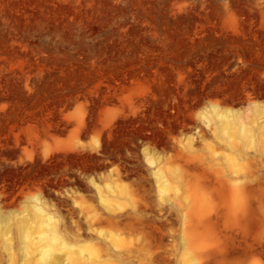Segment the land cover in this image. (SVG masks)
Masks as SVG:
<instances>
[{
    "label": "rangeland",
    "instance_id": "374dc122",
    "mask_svg": "<svg viewBox=\"0 0 264 264\" xmlns=\"http://www.w3.org/2000/svg\"><path fill=\"white\" fill-rule=\"evenodd\" d=\"M48 245L264 264V0H0V264Z\"/></svg>",
    "mask_w": 264,
    "mask_h": 264
},
{
    "label": "bare ground",
    "instance_id": "6f19581e",
    "mask_svg": "<svg viewBox=\"0 0 264 264\" xmlns=\"http://www.w3.org/2000/svg\"><path fill=\"white\" fill-rule=\"evenodd\" d=\"M227 113L228 112H225V113H223V115H222V117H223V119L227 122ZM228 160H230V161H233L231 158H228ZM40 212H41V208L40 207H36L35 208V211H34V213H35V216L36 217H40V224L42 223V221L44 222H46V224L48 225V226H50L51 225V219L48 217V216H44V217H42L41 215H40ZM42 219V220H41ZM43 225H40V227H42ZM27 232H28V227H27V229H26V234H27ZM45 238H46V241H47V243L48 244H51L52 243V240L53 239H55L56 237H55V235L53 234V235H50V236H48V235H46L45 236ZM61 244H62V242H61ZM51 250H52V246L51 245H48L45 249H44V251H43V255L40 257V258H38L37 260H36V264H53V256H51V254H52V252H51Z\"/></svg>",
    "mask_w": 264,
    "mask_h": 264
}]
</instances>
